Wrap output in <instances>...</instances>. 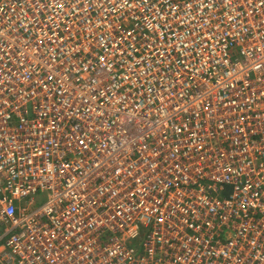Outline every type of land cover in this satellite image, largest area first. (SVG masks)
Here are the masks:
<instances>
[{
	"label": "built area",
	"instance_id": "1",
	"mask_svg": "<svg viewBox=\"0 0 264 264\" xmlns=\"http://www.w3.org/2000/svg\"><path fill=\"white\" fill-rule=\"evenodd\" d=\"M0 264H264V0H0Z\"/></svg>",
	"mask_w": 264,
	"mask_h": 264
},
{
	"label": "rangeland",
	"instance_id": "2",
	"mask_svg": "<svg viewBox=\"0 0 264 264\" xmlns=\"http://www.w3.org/2000/svg\"><path fill=\"white\" fill-rule=\"evenodd\" d=\"M43 200H44L43 196H41V195L38 196V198H37L38 203H41Z\"/></svg>",
	"mask_w": 264,
	"mask_h": 264
}]
</instances>
